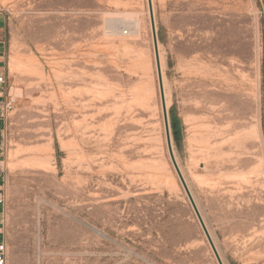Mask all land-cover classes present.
Returning a JSON list of instances; mask_svg holds the SVG:
<instances>
[{"label": "rangeland", "instance_id": "374dc122", "mask_svg": "<svg viewBox=\"0 0 264 264\" xmlns=\"http://www.w3.org/2000/svg\"><path fill=\"white\" fill-rule=\"evenodd\" d=\"M152 1L180 170L223 263L264 264V0ZM0 73L8 264H218L147 0H0Z\"/></svg>", "mask_w": 264, "mask_h": 264}, {"label": "built area", "instance_id": "2783aa9c", "mask_svg": "<svg viewBox=\"0 0 264 264\" xmlns=\"http://www.w3.org/2000/svg\"><path fill=\"white\" fill-rule=\"evenodd\" d=\"M127 34V32H125ZM17 107V97L10 90L6 74L0 73V264H8L7 233L9 186V126Z\"/></svg>", "mask_w": 264, "mask_h": 264}, {"label": "water", "instance_id": "95a60500", "mask_svg": "<svg viewBox=\"0 0 264 264\" xmlns=\"http://www.w3.org/2000/svg\"><path fill=\"white\" fill-rule=\"evenodd\" d=\"M148 1V8H149V14H150V21H151V27H152V36H153V43H154V51H155V58H156V66H157V74H158V81H159V89H160V96H161V104H162V111H163V119H164V126H165V133H166V141H167V148L169 152V156L172 162V165L175 169V172L181 182V185L191 203V206L193 207V210L198 218V221L204 231V234L209 242V245L214 253V256L218 262V264H224L218 250L212 240V237L206 227V224L198 210V207L194 201V198L192 196V193L187 185V182L182 174V171L180 170V167L178 165V162L176 160L175 154H174V148H173V142H172V133H171V125H170V117L168 113V108L166 104V98H165V90H164V83H163V75H162V69H161V61H160V53H159V44H158V35H157V29H156V23H155V15H154V8H153V1Z\"/></svg>", "mask_w": 264, "mask_h": 264}, {"label": "trees", "instance_id": "16d2710c", "mask_svg": "<svg viewBox=\"0 0 264 264\" xmlns=\"http://www.w3.org/2000/svg\"><path fill=\"white\" fill-rule=\"evenodd\" d=\"M172 126H173V130H174V136H175V140L176 142H178V128H179V119L178 117L173 113L172 114Z\"/></svg>", "mask_w": 264, "mask_h": 264}, {"label": "bare ground", "instance_id": "6f19581e", "mask_svg": "<svg viewBox=\"0 0 264 264\" xmlns=\"http://www.w3.org/2000/svg\"><path fill=\"white\" fill-rule=\"evenodd\" d=\"M139 24H140V23H139ZM135 26H137V25L135 24ZM137 27H138V26H137ZM137 27H136V28H137ZM139 27H140V25H139ZM136 30H137V29H136ZM245 127H246V126H245ZM258 129H259V128H258Z\"/></svg>", "mask_w": 264, "mask_h": 264}]
</instances>
